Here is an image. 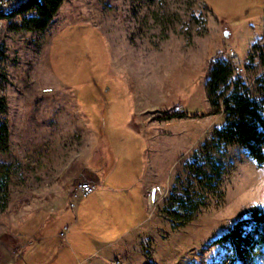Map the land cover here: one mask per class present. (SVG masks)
Segmentation results:
<instances>
[{"label":"rangeland","instance_id":"1","mask_svg":"<svg viewBox=\"0 0 264 264\" xmlns=\"http://www.w3.org/2000/svg\"><path fill=\"white\" fill-rule=\"evenodd\" d=\"M263 11L264 0H65L44 31L23 28L33 12L0 16V118L10 129L0 149V254L20 259L13 235L38 210L56 211L55 229L71 226L88 199L59 210L71 204L87 156L119 188L144 173L154 147L163 185L148 194L151 219L124 242V256L111 249L102 264H233L227 245L213 242L264 208V164L212 142L225 117L210 114L207 65L223 52L252 77L248 52L263 36ZM82 21L107 40L70 28ZM173 112L187 116L161 117ZM78 230L61 250L89 264L96 250L76 244Z\"/></svg>","mask_w":264,"mask_h":264},{"label":"trees","instance_id":"2","mask_svg":"<svg viewBox=\"0 0 264 264\" xmlns=\"http://www.w3.org/2000/svg\"><path fill=\"white\" fill-rule=\"evenodd\" d=\"M65 0H30L20 13L33 12L24 19L23 28L44 31ZM150 2L154 0H148ZM17 14L1 17H14ZM256 57L258 61L256 62ZM246 79L236 73V63L218 52L208 62L207 97L210 114H222L225 122L214 130L213 143L241 146L259 164H264V33L248 54ZM5 110L0 97V112ZM186 113L173 112L163 119L183 118ZM9 124L0 118V149L9 145ZM181 203V202H180ZM183 204V203H181ZM214 244H225L233 264H259L264 259V208L254 207L217 238Z\"/></svg>","mask_w":264,"mask_h":264},{"label":"crops","instance_id":"3","mask_svg":"<svg viewBox=\"0 0 264 264\" xmlns=\"http://www.w3.org/2000/svg\"><path fill=\"white\" fill-rule=\"evenodd\" d=\"M72 24L70 28H80L81 31L83 29L94 28L107 40L103 31L91 23L82 21ZM81 24L83 25L80 26ZM157 153L154 147H152L148 153L144 173H140L132 184L119 188H110L105 184V182L107 183V179H116L119 178L118 176L111 177L109 173L108 177L104 176L105 172L101 169H90L91 162L93 161L92 154L87 156L83 161L82 180L95 181L99 186L96 192L86 196L87 201H82L83 203L79 205L77 212H75L76 219L72 221L71 226H74L73 228L78 227L79 229L72 234V236L76 237L75 242L77 245L91 243L95 248L94 250H96L95 257H87L90 258L88 259L89 264H92L93 261H95L93 264H102V259L105 257L104 253L106 254L111 249H114L118 256H124V253L127 251L124 242L151 219L152 208H150L148 194L152 187L163 185V178H158L159 174L157 172V166L163 161V158L161 156L158 157ZM162 155L165 157L164 154ZM98 162L102 163V157H100ZM67 209L70 210V204L62 207L59 212L66 215L69 212ZM55 213L56 211L54 210H38L20 222L13 237L17 241L15 250L21 247V257L15 260L9 253L6 254L1 251L0 264H86V260H84V263H80L79 257H76L72 252L69 254L70 249H66L67 252L61 250L64 241L69 240V234L73 228L68 225L70 233L68 231L67 237L64 238L62 236L64 230L62 231L59 227L55 229V223L58 221V217L54 215ZM64 225L67 226V224ZM110 238L113 239L112 242H105ZM60 239H62V242H60ZM59 242L61 243V247H57V243L59 244ZM94 243H97V245ZM57 248L59 249V252L56 254L57 261L54 259L49 260L51 251ZM26 254L30 255L28 261L25 260ZM100 256L102 257L101 260H99Z\"/></svg>","mask_w":264,"mask_h":264},{"label":"built area","instance_id":"4","mask_svg":"<svg viewBox=\"0 0 264 264\" xmlns=\"http://www.w3.org/2000/svg\"><path fill=\"white\" fill-rule=\"evenodd\" d=\"M30 0H0V16H9L13 14H19L24 7L28 4ZM243 67H241L239 64H236V73L240 74L243 72ZM98 188V183L95 181H89V180H82L80 181L72 191V202L70 204L71 208L76 207V202L81 197H86L93 193ZM151 193L160 192L161 187H152ZM153 200H150V208L153 206ZM70 227L66 226L64 227V231L62 233V236L64 238L67 237V233L69 231Z\"/></svg>","mask_w":264,"mask_h":264}]
</instances>
